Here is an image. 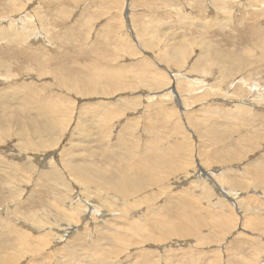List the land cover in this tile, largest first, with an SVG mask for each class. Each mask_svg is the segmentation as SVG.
<instances>
[{
    "label": "rangeland",
    "instance_id": "rangeland-1",
    "mask_svg": "<svg viewBox=\"0 0 264 264\" xmlns=\"http://www.w3.org/2000/svg\"><path fill=\"white\" fill-rule=\"evenodd\" d=\"M0 15L35 27L0 37V90L20 92L0 112V264H264V0H0ZM134 180L149 186L125 195Z\"/></svg>",
    "mask_w": 264,
    "mask_h": 264
},
{
    "label": "bare ground",
    "instance_id": "bare-ground-1",
    "mask_svg": "<svg viewBox=\"0 0 264 264\" xmlns=\"http://www.w3.org/2000/svg\"><path fill=\"white\" fill-rule=\"evenodd\" d=\"M5 4H7V9L1 14V15H3L4 13H6V11H9V10H17V6L15 7V8H12V7H10L11 5H8V3H5ZM218 6V5H217ZM252 6V5H251ZM204 8V7H203ZM222 8V7H221ZM1 15H0V17H1ZM9 17V16H8ZM7 17V19L6 18H4L3 20L5 21V25H1L2 27H0V37L2 36V40H7V41H10L11 43H14V44H16V45H19V42L21 41L20 39L22 38V41L20 42V43H22L23 41H24V37H30V34H34V30H35V27L33 26V22H32V20H33V18H31V16H29V15H27L26 17L25 16H23L22 17V19L20 20V19H18V20H16L15 18H17V17H14V18H12V21L11 22H9L10 21V17L8 18ZM19 17V16H18ZM25 17V18H24ZM212 20V19H211ZM219 22H221V19H220V21ZM20 25V26H19ZM203 26V25H202ZM201 27V26H200ZM38 32V31H37ZM121 38V37H120ZM206 52V51H205ZM142 56V55H141ZM225 62V61H224ZM232 62V61H231ZM233 63V62H232ZM224 64V63H223ZM232 66V65H231ZM226 69V68H225ZM205 74V73H204ZM182 86V85H181ZM16 92H19V90H17L16 88H14V89H12V90H10V91H8V90H6V91H3V90H0V112H3V111H5L6 109H12V107H13V109H15L16 108V106H18L17 104H18V101H17V99H16V106H15V103H12L11 101L13 100V96L12 95H15L16 94ZM10 93H12V95H10ZM20 93V92H19ZM18 93V94H19ZM22 93V92H21ZM17 94V95H18ZM15 98H16V96H14ZM23 97V96H22ZM10 98H11V100H10ZM184 102V101H183ZM21 105V104H20ZM18 108V107H17ZM51 108H52V110L53 111H51L49 114L47 113V118H50V119H52V120H58L59 118L57 117V118H55L54 116H55V113L56 112H58V110H60L61 109V112L59 113V114H61L62 113V109L63 108H61V105H60V103L59 102H57V101H53L52 103H51ZM66 110V109H65ZM240 110V109H239ZM238 110V111H239ZM68 111H70V110H68ZM72 111V110H71ZM209 113V112H208ZM241 113V112H240ZM39 114H41V112H39ZM38 114V115H39ZM58 114V113H57ZM242 114V113H241ZM42 115V114H41ZM40 116V115H39ZM60 116H62V115H59V117ZM236 116V115H235ZM8 119V118H7ZM9 122V121H8ZM3 123H5V120L3 121V122H0V124H3ZM7 124V123H6ZM223 124V123H222ZM78 126H79V124H78ZM81 126V125H80ZM37 130V129H36ZM208 131V130H207ZM203 134V133H202ZM207 135V134H206ZM14 136V135H13ZM212 138V137H211ZM78 143V142H77ZM170 145V144H169ZM172 145V144H171ZM168 148V147H167ZM73 150V149H72ZM159 150V149H158ZM149 151V150H148ZM146 152V151H145ZM151 152V151H150ZM134 153H136V152H134ZM144 153V152H143ZM130 154V153H129ZM137 154V153H136ZM151 154H155V152L154 153H151ZM135 154H132V156H134ZM144 155H145V158H143L142 160L141 159H139V160H136L135 159V161H134V163L136 164V161H138V164L137 165H139V166H142L141 168L143 169V171H145L146 169L145 168H149L150 169V167H148V165L146 166V162H145V160H147V161H150V162H152V160H151V158H152V156H150V153H149V155L148 156H146L147 154L146 153H144ZM159 155V157H160V154H158ZM162 155V154H161ZM193 155V154H192ZM129 156V155H128ZM150 156V157H149ZM163 156V159H164V161L166 160L165 159V157L167 158L168 157V155H162ZM215 156V155H214ZM213 156V157H214ZM153 157L154 158H156L154 155H153ZM204 157V156H203ZM130 158V157H129ZM131 158H134V157H131ZM153 158V159H154ZM158 158V157H157ZM156 158V159H157ZM169 158V157H168ZM144 160V161H143ZM155 160V159H154ZM161 160V159H160ZM209 160V159H208ZM168 161V160H167ZM84 162V161H83ZM157 162V161H156ZM161 162V161H160ZM165 163V162H164ZM172 163V162H171ZM64 164V163H63ZM66 164V163H65ZM169 164H170V162H169ZM177 164V163H176ZM59 165V164H58ZM68 165V164H67ZM81 163H74V164H71L70 166H71V173L73 174V175H75L76 177H77V179L79 178L80 179V181L82 182V184H81V186L83 185V180L85 181V182H87L88 184H91V182H92V184L94 185L95 184V187L100 191V188L102 189V187H103V185H102V187L100 186V184H97L95 181H93L92 179H91V177L93 176L91 173V175L92 176H89L88 175V173H85V172H87V170L86 169H83L82 167H81ZM188 165V164H187ZM85 166H87V165H85ZM135 166V165H134ZM190 166V165H189ZM169 167H170V165H169ZM177 167H179V166H177ZM69 168V167H68ZM90 168V167H89ZM152 170L154 169V165H152ZM145 169V170H144ZM0 170L1 171H13V168H11L10 166H8V165H6V164H3V162L2 161H0ZM151 170V169H150ZM180 169L178 168V172H180L179 171ZM183 171L185 170V169H182ZM198 170V169H197ZM264 170V169H263ZM147 171V170H146ZM177 171V170H176ZM152 174H153V172L152 171H150ZM199 172H200V178H199V181H206V182H208L209 184V186H213V189H214V192L218 195V196H220V197H224V199H226V200H231L232 201V203H233V205H235L234 203H236V205H238V203L240 202V201H237V200H235V199H243V197H241V195L237 192V190H235L236 192H234V191H229L230 189H223V188H221L220 186H218V184L219 185H221L222 183H223V180L220 178V179H218L217 180V183H216V181L214 180L215 178L214 177H209V176H207L206 174H208V173H206V171H202V168H201V170H199ZM219 172V171H218ZM68 173V172H67ZM147 173H148V171H147ZM143 174H145L144 172H143ZM222 174V173H221ZM14 175H17V173H15ZM146 175H148V174H146ZM151 175V174H150ZM155 175V174H154ZM172 175V174H171ZM188 175V174H187ZM216 175V174H215ZM152 176V175H151ZM155 176H158L157 174L155 175ZM148 177H149V175H148ZM154 177V176H153ZM151 178V177H149V178H146V180H150L149 182H151L152 183V185L155 183H158L157 181V178ZM187 177V176H186ZM206 177H207V179H206ZM160 178V177H159ZM158 178V179H159ZM188 178V177H187ZM191 178V177H190ZM257 178L260 180V184L261 185H264V173L263 174H261V173H259L258 175H257ZM141 179V178H140ZM145 179V178H144ZM259 180H258V182H259ZM14 181V180H13ZM79 181V182H80ZM136 180H134L133 181V184L132 185H128L127 183H124L125 185L122 187L123 189L125 188V195H127V196H131V195H134V194H136V193H140L141 191H143L144 189H145V186H146V184H148L149 182L147 181V183H146V181L144 182L143 180L141 181V182H135ZM160 181V180H159ZM182 181H184V180H182ZM154 182V183H153ZM159 184V183H158ZM204 184V183H203ZM259 184V183H258ZM197 185V184H196ZM225 185V184H224ZM148 186H149V184H148ZM147 186V187H148ZM172 186V185H171ZM222 186V185H221ZM83 187V186H82ZM131 187H133V188H131ZM203 187V186H202ZM201 187V188H202ZM84 188V187H83ZM105 188V187H104ZM109 189L111 190L112 188L111 187H109ZM202 190L203 191H205V192H208L207 190L208 189H203L202 188ZM227 190V191H226ZM233 190V189H232ZM102 191V190H101ZM213 191V190H212ZM184 192H185V190H184ZM210 192V191H209ZM208 194V193H207ZM207 194H205L204 196L205 197H209ZM232 195V196H231ZM92 196V195H91ZM190 196V195H189ZM201 197V196H200ZM78 198V197H77ZM114 198V197H113ZM128 198V197H127ZM178 198H181V196H179ZM199 198V197H198ZM206 199V198H205ZM204 199V200H205ZM244 199H246V198H244ZM84 200V199H83ZM176 200H177V202L179 201V199H177L176 198ZM85 201H87V200H85ZM186 202H187V200H186ZM198 203V202H197ZM55 204V203H54ZM87 204V203H86ZM91 204H94V203H91ZM136 204V203H135ZM201 204V203H200ZM58 205V204H57ZM89 205V204H88ZM186 206H188V205H186ZM239 206L241 207V208H245L246 206H244L243 205V203L241 202V203H239ZM130 207V206H129ZM198 210V209H197ZM92 211H93V209H92ZM91 211V212H92ZM94 211H95V209H94ZM101 212V211H100ZM93 213V212H92ZM103 213V212H102ZM201 214H202V212H200ZM213 213V212H212ZM211 214V213H210ZM101 215V214H100ZM220 215V214H219ZM104 216V215H103ZM213 216V215H212ZM102 217V216H101ZM197 217V216H196ZM214 217V216H213ZM208 219V218H207ZM210 219H211V217H210ZM218 219V218H217ZM80 221V220H79ZM217 221V220H216ZM230 224V223H229ZM228 224V225H229ZM131 225V224H130ZM7 226H9V225H7ZM65 226V225H64ZM162 226V225H161ZM10 227V226H9ZM12 227V226H11ZM224 227V226H223ZM192 228H194V227H192ZM5 229H7L8 231H10L8 228H5ZM153 229V228H152ZM12 232H15V231H12ZM192 232H193V230H192ZM18 234V233H17ZM185 234V233H184ZM188 234V233H187ZM31 235V234H30ZM183 235V234H182ZM186 235V234H185ZM3 236V235H2ZM39 237V236H38ZM183 237V236H182ZM19 238V237H18ZM36 238V237H35ZM14 239H15V236H14V238L12 239V238H10V240L13 242H11V243H9L8 245H6V247L7 246H10L11 244L12 245H15L14 244ZM21 239V238H20ZM19 239V240H20ZM4 240V239H3ZM16 240V239H15ZM2 241V240H1ZM20 241H24L23 239L22 240H20ZM8 242H10L9 240H8ZM40 242V241H39ZM1 243V242H0ZM16 243V242H15ZM41 243V242H40ZM5 244V243H4ZM1 246V245H0ZM0 250H3V249H0ZM41 250V249H40ZM37 251V250H36ZM39 252V251H38ZM8 257H9V255H7ZM0 259H2V258H0ZM45 259V258H44ZM2 261V260H1Z\"/></svg>",
    "mask_w": 264,
    "mask_h": 264
}]
</instances>
